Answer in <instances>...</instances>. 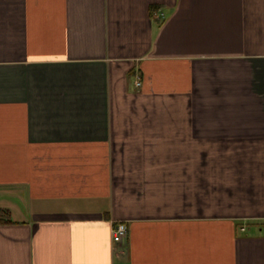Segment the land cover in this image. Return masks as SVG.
<instances>
[{
	"label": "crops",
	"instance_id": "crops-1",
	"mask_svg": "<svg viewBox=\"0 0 264 264\" xmlns=\"http://www.w3.org/2000/svg\"><path fill=\"white\" fill-rule=\"evenodd\" d=\"M0 208V264H264V0H0Z\"/></svg>",
	"mask_w": 264,
	"mask_h": 264
},
{
	"label": "built area",
	"instance_id": "built-area-1",
	"mask_svg": "<svg viewBox=\"0 0 264 264\" xmlns=\"http://www.w3.org/2000/svg\"><path fill=\"white\" fill-rule=\"evenodd\" d=\"M137 85L140 84V81L136 82ZM127 235V224L124 221L116 223L113 227V239L115 241L121 242Z\"/></svg>",
	"mask_w": 264,
	"mask_h": 264
},
{
	"label": "trees",
	"instance_id": "trees-1",
	"mask_svg": "<svg viewBox=\"0 0 264 264\" xmlns=\"http://www.w3.org/2000/svg\"><path fill=\"white\" fill-rule=\"evenodd\" d=\"M13 222L8 208H0V224Z\"/></svg>",
	"mask_w": 264,
	"mask_h": 264
}]
</instances>
